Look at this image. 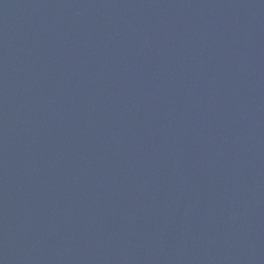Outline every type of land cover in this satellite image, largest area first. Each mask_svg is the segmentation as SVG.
<instances>
[{
	"label": "water",
	"instance_id": "obj_1",
	"mask_svg": "<svg viewBox=\"0 0 264 264\" xmlns=\"http://www.w3.org/2000/svg\"><path fill=\"white\" fill-rule=\"evenodd\" d=\"M0 264H264V0H0Z\"/></svg>",
	"mask_w": 264,
	"mask_h": 264
}]
</instances>
